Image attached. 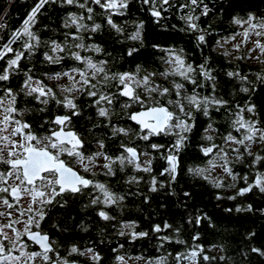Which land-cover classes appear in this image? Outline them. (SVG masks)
<instances>
[{"label": "trees", "instance_id": "16d2710c", "mask_svg": "<svg viewBox=\"0 0 264 264\" xmlns=\"http://www.w3.org/2000/svg\"><path fill=\"white\" fill-rule=\"evenodd\" d=\"M37 2L38 0H0V24L3 25L0 27V46L8 43L12 34L21 28ZM185 4L188 7H181ZM88 6L93 8L92 19L81 22L89 30L76 33L75 26L65 27V22L71 13L87 17L89 14L86 9L62 3L61 0L46 4L37 14L36 22L31 28L40 43L31 56L26 54L20 61V70L12 73L10 80L5 81L6 86L19 91L26 78L25 73L29 70L34 80L47 85L49 77L55 72L68 71L73 66L83 68L84 65L68 58L67 53L63 54L65 59L61 64H50L44 60V53L50 51L52 41L68 46L83 42L85 45L99 46L101 51L70 50L79 52L83 57H91L94 62L106 61L107 68L113 73L136 72L138 67L142 70L140 75L144 74L143 70L157 73L171 71L164 63L167 59L166 51L171 50L180 54L186 64L197 69L192 75L200 86L196 87L179 76H170L167 80L158 76L157 84L171 88L173 82L183 83L184 96L195 92L200 98H215L227 103L222 107L210 106L207 116L203 111L191 109L193 118L190 122L193 127L190 132L183 134L187 139L179 152V168L175 179L172 178L173 173L161 175L160 166L163 164L159 162L156 151V163L151 164V171L134 169L136 182L129 184L119 177L118 187L126 193V201L111 216L113 219H100L91 208H83L78 199H73L54 212L57 227L48 224L49 232L62 245L76 243L81 246L91 241L101 259L86 264H116L118 256L124 257L125 261L132 259L134 264H264V255L252 251L253 248L264 251V192L259 187H253L251 191L238 195L240 189L255 184L256 175L264 178V161L254 162L256 155L264 157V144L258 142L252 146L251 156L244 153L240 160L236 157L227 159L228 167L236 179L229 175V179L222 178L219 183L207 173L209 160L218 151L214 149L213 154L205 156L201 150L215 144L231 152L227 145H223L224 137L229 132L240 137V133L233 128V121L237 119L236 113L240 109H245L240 112L245 120L255 121L258 127H264V79H258V76L264 77V63L249 62L240 50L230 56L215 47L218 38L236 31L237 25L232 23L234 17L246 19L251 15L257 20L264 17V0H200L197 5H192L191 0H171V6L157 4V10L161 13L159 19L151 15L150 4H143L141 0H128V7L121 10L122 14L112 16L113 22L122 29L120 32L107 24V17L99 6ZM205 6L208 14L202 15ZM188 15L198 17L195 22L200 31L187 28L181 17ZM94 24H100L101 28L93 33L90 28ZM137 30L140 38L131 39ZM66 33H76L82 37V41H74L70 35L66 40ZM200 34L205 35L203 44L197 40ZM25 41L36 44V41L22 36L12 47L24 51ZM133 48L136 51L129 56L128 52ZM8 58H12L11 53ZM0 64L7 66V60H0ZM202 64L214 79L206 80L200 75L198 66ZM228 72L246 76L247 81L230 77ZM48 85L60 94L55 83ZM242 87L249 88V91H241ZM19 98L23 104H36L22 94ZM171 98L176 97L173 94ZM125 100L126 98H120L110 106L113 111L112 122L130 129L128 136H119L124 139H109L108 142L115 140L119 148L121 143L126 144L137 135L136 125L128 120L125 113L138 108L133 105L132 109L122 111L121 104ZM76 102L81 112L79 117L73 118L77 126L94 128L96 135L111 136L110 129L98 126L106 124L107 120L97 116L88 97L77 95ZM52 104L55 112H66L55 102ZM249 105H254V112L246 111ZM37 106L39 120L53 113L48 109L41 112L39 109L42 105L38 102ZM29 108L36 110V107ZM210 124L212 127L209 129ZM206 129L210 132L205 131ZM208 135L213 137L211 141L205 139ZM165 138L168 154L176 136L165 135ZM190 169L206 170L197 173ZM244 177H247V182ZM153 178L156 180V191L151 190ZM130 185L133 189L127 196ZM238 208L241 211H237ZM88 222L90 226L86 229L85 223ZM165 224L170 227L165 228ZM156 225L161 227L160 232L153 231ZM122 231L124 235H120ZM133 232H145L147 235L133 239ZM192 251L197 252L194 259L185 258L177 262L178 255L190 257ZM62 256L72 255L62 251ZM205 256L210 259L205 260Z\"/></svg>", "mask_w": 264, "mask_h": 264}, {"label": "snow or ice", "instance_id": "6c2138e0", "mask_svg": "<svg viewBox=\"0 0 264 264\" xmlns=\"http://www.w3.org/2000/svg\"><path fill=\"white\" fill-rule=\"evenodd\" d=\"M54 0H38L31 9L26 19L23 21L20 29L16 30L8 43L0 46V60H7V66L0 72V218L7 219V223H0V264H36L42 261L43 264H70V261L57 256L53 259L49 254L54 252L51 246L50 238L47 234L35 231L40 228V222L45 217V206L54 202L58 203V198H67L70 194H78L84 189H94L101 195H95L91 199V203L98 205L116 204L123 197L115 195L108 186L93 179L87 178L82 173H92L94 161L102 157L105 163L101 166L104 169L105 176L116 175L114 165L119 164L120 170L123 171L126 165H133L137 171H151L150 167H142L139 162L140 155L147 153H139L136 147L128 146L125 143L120 145V155L109 156L104 151H96L89 155L88 143L85 136L73 130V117L81 115L80 106L76 102L77 95L86 96L91 101V106L95 107L96 114L99 118L107 120L106 124L98 125L104 129L111 130V137L128 136L130 129L122 128L112 122L113 111L110 106L114 105L120 98H126L121 104V109L130 110L135 105L139 110L127 111L128 120L134 122L139 127L137 135L144 141H149L152 136L173 135L176 139L171 143L168 154L163 158L167 161L169 167L165 168L161 175L165 173H175L178 165L179 152L184 146L187 139L184 133L192 130L193 118L192 108L197 111H203L204 115H208V109L212 105L218 107L224 106L227 102L220 99L204 97L200 98L198 94L193 92L192 95H182L185 85L179 82H173L171 88L164 87L156 83L158 76L165 80L170 76H179L182 80L192 83L199 87V81L196 80L192 73L197 69L192 65L186 64L184 58L171 50H168L169 58L164 63L171 66V71L155 72L143 70L144 74L140 75L141 69L138 67L136 72H117L113 73L107 68V62L100 60L94 62L91 57H83L79 52L71 49L94 50L100 52L101 49L96 45H85L83 42L74 43L71 46L67 44L61 45L56 41L51 42L50 51L44 53V60L50 64H61L65 59L64 53L68 58L84 65L83 68L73 66L68 71L55 72L49 78L61 79L65 78L69 83L61 85L60 94H57L52 88L47 87L42 81L33 79L31 71L25 73V80L19 91H14L10 86L3 85L2 82L9 81L14 71L20 70V61L27 54L31 56L39 45V40L35 33L31 30L32 25L36 22L37 14L48 3ZM62 3L68 5H77L81 9H86L89 14L87 17L77 16L74 13L69 14L65 27L76 28V33L82 30H89L88 26L82 23L84 19H92L93 8L88 5H97L103 10L107 17V24L117 32L122 31L112 19L113 15L122 14V9L128 7V0H61ZM143 4H150L151 15L160 18L161 13L157 10V4H165L171 6V0H141ZM200 0H191L192 5H197ZM181 7H188L187 4ZM202 15H207V7L205 6ZM186 22L187 28L192 31H200L199 25L195 22L198 17L188 15L181 17ZM232 23L242 27V33H234L230 39L235 40L237 35L243 37L240 43H246L254 35L257 37L253 41L254 47L249 49V53L259 50V56H249L255 58L260 63H264V17L257 20L256 17L249 15L246 19L234 17ZM246 26V27H245ZM0 27H3L0 24ZM101 28L100 24H94L91 32H96ZM76 33H66L74 41H82V37ZM22 36H26L29 40L36 41L32 44L25 41L23 44L24 51H18L12 47ZM133 40L140 38V32L130 37ZM200 44L205 42V35L200 34L197 37ZM227 42V41H225ZM219 43V42H218ZM240 43L234 45L239 50ZM136 49H130L128 55L131 56ZM12 58H8L9 54ZM227 55V53H225ZM239 59V57H238ZM199 73L206 80H212L214 77L206 69L204 64L199 65ZM230 77H239L241 81H247V77L236 72H228ZM258 79L264 77L258 76ZM115 88V91L112 89ZM241 91L248 92L249 88L242 87ZM29 97L37 101L41 105L47 106L51 102L66 110L64 115H56L53 119L45 120L41 124V128L45 129L46 134L40 135L33 129V125L23 119L26 109L19 107L20 95ZM175 95V99L171 98ZM187 105V106H186ZM44 112L45 108L39 109ZM236 113L237 119L233 121V128L240 133V137L229 132L224 137L225 144L237 145L230 148V151L236 154V159H242L244 153L253 155L251 145L256 142L264 144V127H258L255 121L249 122L245 120L240 112ZM247 112H254V105L246 108ZM209 125V129L211 128ZM243 130V131H242ZM205 131H208L206 129ZM89 135L95 136L93 129H89ZM205 139L211 141L213 137L208 135ZM98 149L105 148L103 138L96 140ZM151 148L159 151L165 148L162 144H151ZM214 149L223 153L220 159L225 163L222 165L225 173L232 176L235 180L236 176L228 167V152L223 147L212 144L209 147L202 148L205 156L214 153ZM69 159H63L62 157ZM264 161V157L256 155L254 162ZM78 164L81 171L75 170L71 165ZM150 165L151 161H146ZM212 167L216 165L209 160ZM206 169H190L197 173H202ZM175 179V176L172 177ZM247 182V177H244ZM137 178L133 177L132 181L136 182ZM152 191H156V180H152ZM220 187L219 184L216 185ZM253 187H259L264 192V178L257 177L255 184H249L248 187L239 190L238 195H243L252 190ZM234 198V197H232ZM249 210H251L249 208ZM241 211V209H237ZM98 215L103 220H111L104 210H100ZM199 222V220L197 221ZM16 225H22V230ZM128 226V225H126ZM165 228L170 225L165 224ZM162 229L159 225L154 226L153 231L160 232ZM122 231L120 235H124ZM132 238L146 236L145 232H133ZM166 239V238H162ZM30 244L39 246V251H29ZM253 252L264 255V251L253 248ZM86 255L91 254L94 261H100V256L92 249H86L81 252L76 246L70 249L69 255L72 254ZM196 251H192L190 257L178 255L177 262L185 258H195ZM205 260L210 259L205 256ZM117 260L123 262L124 257H117ZM160 264V262H158Z\"/></svg>", "mask_w": 264, "mask_h": 264}, {"label": "flooded vegetation", "instance_id": "af4514ba", "mask_svg": "<svg viewBox=\"0 0 264 264\" xmlns=\"http://www.w3.org/2000/svg\"><path fill=\"white\" fill-rule=\"evenodd\" d=\"M4 67H6V66L3 65V64H0V70L3 71ZM2 83H3V85H6L5 82H2ZM0 94H2V93H0ZM18 100L21 101V98L18 97ZM33 101L36 102V104L34 103V104H31V105H28V104H23L22 102H20L19 107L21 109H26L27 110L25 115H24V117H23V119H25L29 123H31L33 125V129L35 131H37L40 135H45L46 134L45 129L47 128V125H45L44 128H41V124H43V122L45 120L53 119L56 115H64L66 112H62V113L54 112L49 117H44V118L39 120V118H38V110H37V108H38L37 101H35V100H33ZM31 106L32 107H36V110H34V111L31 110L29 108ZM72 127H73V130H75V131L81 133L82 135H84L86 140L89 141V143L87 145L88 146V152L86 153V155H89V154H91L93 152H96L98 150L106 152V154L109 155V156H118V155H120L121 149L118 147L117 142L115 140H113V142H112V140H111V142H108V141H109V139H124V138H122V137L121 138H119V137L110 138L111 136H102V135H95L94 137L90 136L89 135V129H87L86 127L82 128V127L77 126L75 124V120L74 119H73ZM91 129L94 130V128H91ZM136 129H137V133H138L139 132V127L137 125H136ZM99 138H103L104 141H105V148L104 149H98V146L96 144V140L99 139ZM108 144H109V146H108ZM126 144L128 146H131V147H136L139 153H147V155H140V157H139V162L140 163L143 162V159H144L145 156L148 158L147 161H151L150 165L147 164L146 167H150L152 163H156V155H155L156 151L151 148V144H162V145H165V148L157 151V153L159 154V158H160L159 162L161 161L162 164H163L162 166H160V172L162 173L165 168L169 167V165H166L167 161L163 158L164 156L167 155L166 154L167 145H166L165 135H163V134L159 135V136H155L154 135V136H152L150 138L149 141H144V140L140 139L138 135H136V136L130 138V141L128 143H126ZM62 158L66 159V160L69 159L66 156L62 157ZM103 163H105V161L103 160L102 157L97 158L94 161V165H93V172L95 174L94 175L92 173H82V174L85 175L89 179H93V180L105 183L108 186V188H109V190L111 192H113L117 196L123 197V199L118 201L116 204H112V205H104L103 203H100L98 205H94V204L91 203L92 197L95 196V195H101V198H102V194L98 193L94 189L89 188V189H84L83 192L78 193V194H70V195H68V197L66 199L63 198V197L58 198V200H59L58 203L54 202L51 205L45 206V217L40 222V228L39 229H34V230H39V231H41L43 233L48 234V236L50 238V241H51V244H52V247L54 249V252L50 253L49 255L52 256L53 259H56L57 256H59V257H61L63 259H66L68 261L76 262L77 264H86V262H89V261L93 260L91 254H87V256H84V255H80V254L77 253V254H72L71 257L62 256V251H65V253L68 254L70 252V249L73 246H76L81 252H84L86 249L90 248L95 253H97L96 250L94 249L93 243L91 241H88V243L82 244L81 246H79V244H76V243H70V244H67V245H62L61 241L57 237H55L54 234H51L49 232L48 224H50V226H54V228L57 227V224L54 222L55 218L53 217L54 216V212L57 210V208L68 205L73 199H78L79 203L81 204V206L83 208H91L92 211H94L96 216H98V217H99L98 212L100 210H104V211H106L108 213L109 216H113V215H115V212H117L119 207L123 204V202L126 201V198H125L126 193L124 192V190H121L118 187V180H119V177H120L121 181H123V182L125 181V182L131 184L132 178L134 177V169H135L134 166L133 165H126L124 167L123 171H121L119 164H116V165H114V168L116 170V175H114V176H105L103 174L104 169L101 167L103 165ZM71 166L75 170L82 172V169L80 168V166L78 164L72 163ZM178 168H179V159H178V165H177V168H176V172L178 171ZM131 188H132V186L130 185V188L128 190L127 196H128V194L129 195L131 194V192H132ZM89 218H91V217H89ZM85 225H86L85 226L86 229H87V227L90 226L89 222L87 224L85 223ZM31 250L39 251L40 249H39V247L37 245L30 244L29 251H31ZM42 263L43 262L40 261V262H37L36 264H42Z\"/></svg>", "mask_w": 264, "mask_h": 264}, {"label": "rangeland", "instance_id": "374dc122", "mask_svg": "<svg viewBox=\"0 0 264 264\" xmlns=\"http://www.w3.org/2000/svg\"><path fill=\"white\" fill-rule=\"evenodd\" d=\"M243 30L244 29L242 27L237 26V29H236L235 32L227 34V35H224V36L218 38V40H217V42L215 44V47L217 49L227 53V55L234 56L237 53V51H238L234 47V45L237 44V43H240L241 40L243 39V37L240 36V35H237L235 40L230 39V37L234 33H242ZM256 39H257V37H255L253 35L251 37V39H249L246 43H240L239 50L243 52L242 54H244L246 60H248L251 63H260L255 58H249V56L255 57V56H259L260 55L259 50L255 51V52H252V53H249V49L254 47L253 41L256 40ZM225 41H227V42H225ZM166 57H167V59L169 58L168 51H166ZM262 59H264V57H262ZM168 67H170V69H171L170 65H168ZM47 83L48 84L55 83L56 86H57L56 88L60 90L61 85L68 84L69 82L65 78H61V79H49V81ZM44 84L46 85V83H44ZM48 84L46 86L51 88ZM42 108H45L46 110L48 109V110L52 111L53 113L55 112V110H53L54 109V104H52V102L49 103L47 106L42 105ZM46 110H45V112H46ZM208 132H210V130H208ZM257 144H258V142L253 143L251 145V148H252V146H255ZM223 145H227V147H229V149L227 148L228 150H230V148H232V147H237V145L225 144L224 142H223ZM225 151H227V150H225ZM220 154H222V153L218 152L217 155H214V157L210 159L211 161H213V163L216 166L212 167L209 164L208 168H207V173L218 183L221 182L222 178L229 179V174L225 173L224 170H223L222 165H224L225 161L220 159ZM231 157H236L235 153L228 152L227 159H230ZM147 160H148V158L145 156L144 159H143V162L141 163L142 167H146L147 166V163H144ZM255 179H257V175L255 176L254 180ZM0 223H7V219L0 218ZM16 227L20 228L22 230V225H16ZM84 256H87V254L84 255ZM37 262H40V261L38 260ZM116 264H134V260L129 259L128 261L124 260L123 262L117 260Z\"/></svg>", "mask_w": 264, "mask_h": 264}, {"label": "water", "instance_id": "95a60500", "mask_svg": "<svg viewBox=\"0 0 264 264\" xmlns=\"http://www.w3.org/2000/svg\"><path fill=\"white\" fill-rule=\"evenodd\" d=\"M175 174H176V172L173 174L174 176H175ZM35 231H39V230H35ZM39 232H41V231H39ZM43 233V232H42ZM43 234H46V233H43ZM48 235V234H47ZM38 246V245H37ZM51 246H52V244H51ZM39 247V246H38ZM70 264H77L76 262H73V261H70Z\"/></svg>", "mask_w": 264, "mask_h": 264}]
</instances>
